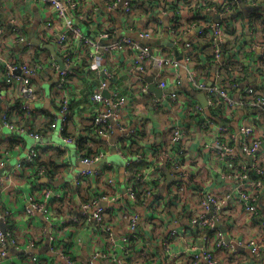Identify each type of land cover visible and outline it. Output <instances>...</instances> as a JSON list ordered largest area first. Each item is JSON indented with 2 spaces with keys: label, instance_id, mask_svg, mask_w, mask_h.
<instances>
[{
  "label": "clouds",
  "instance_id": "clouds-1",
  "mask_svg": "<svg viewBox=\"0 0 264 264\" xmlns=\"http://www.w3.org/2000/svg\"><path fill=\"white\" fill-rule=\"evenodd\" d=\"M0 264H264V0H0Z\"/></svg>",
  "mask_w": 264,
  "mask_h": 264
},
{
  "label": "water",
  "instance_id": "water-1",
  "mask_svg": "<svg viewBox=\"0 0 264 264\" xmlns=\"http://www.w3.org/2000/svg\"><path fill=\"white\" fill-rule=\"evenodd\" d=\"M201 102H203V100H201Z\"/></svg>",
  "mask_w": 264,
  "mask_h": 264
},
{
  "label": "built area",
  "instance_id": "built-area-1",
  "mask_svg": "<svg viewBox=\"0 0 264 264\" xmlns=\"http://www.w3.org/2000/svg\"><path fill=\"white\" fill-rule=\"evenodd\" d=\"M103 207V206H102Z\"/></svg>",
  "mask_w": 264,
  "mask_h": 264
}]
</instances>
